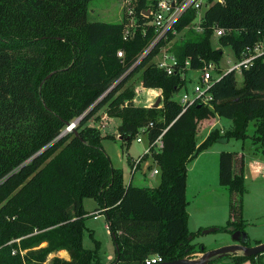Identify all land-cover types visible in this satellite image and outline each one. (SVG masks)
I'll list each match as a JSON object with an SVG mask.
<instances>
[{
	"label": "trees",
	"instance_id": "obj_1",
	"mask_svg": "<svg viewBox=\"0 0 264 264\" xmlns=\"http://www.w3.org/2000/svg\"><path fill=\"white\" fill-rule=\"evenodd\" d=\"M88 2L0 0V264H106L96 238L91 236L93 247L83 244L90 215L84 207L87 197L96 200L95 209L104 208L118 246L107 264H145L152 253L166 260L204 251L203 243L192 241L195 232L187 224L188 161L218 137L245 138L251 120L254 140H264L261 57L242 68L241 84L236 71L220 70L209 88L210 105L194 101L181 111L173 97L185 84L187 58L193 69L220 60L222 49L210 40L215 26L226 30L219 43L230 45L237 56L264 35V0H225L208 7L203 30L189 26L187 36L168 47L176 58L171 73L156 65L153 55L172 33L128 70L153 36L150 25L142 31L145 0H134L137 26L127 38L123 20L90 19ZM194 14L186 11L176 30L185 29ZM119 49L123 57L117 55ZM139 69L143 86L161 89V107L125 102L132 91L121 88ZM103 105L108 114L120 117L122 146L141 126H147L150 141L162 133L163 146L151 158L158 184L124 182L122 168L112 164L102 146L100 130L86 123ZM79 116L75 127L59 136ZM217 116L231 119L232 126L223 134L213 130L197 144L199 127ZM243 170L242 152L219 153V182L229 189L228 218L220 230L229 225L244 230ZM61 248L68 250L69 259L48 258ZM256 255L229 256L237 264Z\"/></svg>",
	"mask_w": 264,
	"mask_h": 264
},
{
	"label": "rangeland",
	"instance_id": "obj_2",
	"mask_svg": "<svg viewBox=\"0 0 264 264\" xmlns=\"http://www.w3.org/2000/svg\"><path fill=\"white\" fill-rule=\"evenodd\" d=\"M88 15L92 20L121 21L129 26L136 20L134 14V0H89ZM187 28L178 31L164 45L158 49L157 55L153 60H157L163 54V49L174 42L186 37ZM211 45L222 49V56L213 74L226 70L234 61V51L230 45H221L216 35H211ZM237 82L241 84V73L236 71ZM185 84L181 86L173 97L180 101L184 93L191 95L194 83L200 76V69L187 67L183 72ZM127 87L132 91V96L125 98V102H131L136 105L150 106L161 96L159 87H147L141 84V69L133 73L124 83L123 88ZM161 100L157 107H161ZM103 114V115H102ZM213 121L214 126L208 125L205 128L199 127L197 134V144L203 141L211 132L218 131L223 134L226 129L232 126L231 119L219 116ZM216 121V122H215ZM120 117L108 114L106 105L101 106L88 120V125L96 126L101 134L102 146L111 159L114 166L122 168L125 173V179L129 180L132 167L130 161L143 153L147 146V141H137L133 137L128 145H121L117 125ZM212 123V125H213ZM254 122L251 120L247 126V136L243 139L230 137L226 141L215 140L204 149L198 152L187 163V224L188 228L197 229L193 242L203 243L206 247L214 248L231 241V233L226 230L216 229L214 231L203 232L202 229L210 226L225 225L228 218L229 189L220 184L218 175V155L221 151H240L244 155V192L242 195V219L244 230L248 234L249 244H255L257 241H264V140L253 138ZM214 130V131H213ZM251 162L260 164L256 169ZM144 162L141 161L140 166ZM154 164V163H153ZM153 164L151 166H153ZM141 170H144L145 173ZM151 168L145 166L143 169L135 170L133 182L137 184L156 185L159 182L157 174H150ZM139 177V178H138ZM94 202L93 198L84 199L85 206ZM105 215L101 214L98 218L91 215L85 218V228L83 233V244L87 247H93L94 242L89 235L88 228H93V236L100 241L99 255L105 261L107 253L113 252V240L109 232L104 227ZM219 220L215 225H208L210 220ZM202 226L206 227H199ZM200 229V230H199ZM215 245V246H214ZM213 246V247H209ZM262 254L247 258L237 264H258L257 261L264 262V251ZM217 264H234L232 258L228 255L218 258Z\"/></svg>",
	"mask_w": 264,
	"mask_h": 264
},
{
	"label": "built area",
	"instance_id": "obj_3",
	"mask_svg": "<svg viewBox=\"0 0 264 264\" xmlns=\"http://www.w3.org/2000/svg\"><path fill=\"white\" fill-rule=\"evenodd\" d=\"M224 2L225 0H145V5L140 10L142 17L145 18L144 22L141 23L142 31L145 32L146 26L150 25L153 29V36L151 40L145 45L143 50L139 53L137 59L128 68V70L138 63L143 56L156 47L161 40L167 39L169 33L175 34L178 32L176 30V23L186 13V11L189 9L195 11L193 18L186 28L190 26L195 32H201L203 30V26L201 24L202 17L206 9L214 3ZM135 18L136 20L131 22L129 26L124 24L122 32L123 38L129 37L135 30L137 26V17ZM225 32L226 30L223 27L215 26L213 28V34L217 37L224 34ZM160 47L161 45H159V48ZM163 51L164 52L161 57L153 61L156 65L162 67L167 73H171L174 69L176 58L171 51L167 50L166 47L163 49ZM157 52L153 55V57L157 55ZM117 55L123 57V50L119 49L117 51ZM258 57H261L264 60V35L256 39L253 43L247 44V46L240 51L238 56L234 54V61H232V64L224 71L234 70L241 72L242 68L251 66ZM184 63L186 65L185 68L189 67L188 58ZM215 68L216 66L213 61L204 62L202 66L197 68L200 69V76L194 83L191 95H189L187 92L182 95L181 100L179 101L182 105L181 111H183L186 106L194 101L210 105V101L212 99V94L209 90L210 85L220 76V73L213 74V70ZM76 122L71 121L69 125H66L64 127L66 132L71 131L75 127ZM146 127L147 126L139 127L135 137L137 141L140 142L146 137ZM161 136L162 133H160L155 139L151 141L145 138L147 141V146L144 148L143 153L132 159L131 167L133 170L138 169L141 161L147 162V167L153 164L151 159L152 153L155 150H160L163 146V140ZM157 173V166L153 164V166H151V174ZM162 260L163 258L160 253H152L144 259V262L145 264H152Z\"/></svg>",
	"mask_w": 264,
	"mask_h": 264
},
{
	"label": "water",
	"instance_id": "obj_4",
	"mask_svg": "<svg viewBox=\"0 0 264 264\" xmlns=\"http://www.w3.org/2000/svg\"><path fill=\"white\" fill-rule=\"evenodd\" d=\"M51 73L48 74V76ZM161 100L159 96L151 106L156 107ZM81 118L79 116L74 120L78 121ZM71 122H68L66 125H69ZM66 132L65 129L61 131L59 136H62ZM218 141H226L227 137H218ZM219 229L218 226H210L202 229L203 232H209ZM226 231L231 233V241L219 245L214 248L205 249L204 251L190 253L181 257L166 259L152 264H210L213 260H218V258L230 254H243L245 256L256 255L264 251V241L257 242L255 244H248V234L245 230L235 228L233 225L226 227ZM115 247L118 248L117 243Z\"/></svg>",
	"mask_w": 264,
	"mask_h": 264
},
{
	"label": "crops",
	"instance_id": "obj_5",
	"mask_svg": "<svg viewBox=\"0 0 264 264\" xmlns=\"http://www.w3.org/2000/svg\"><path fill=\"white\" fill-rule=\"evenodd\" d=\"M103 115V114H102ZM218 120H219V116H217V119H216V121L218 122ZM215 121V122H216ZM213 123V122H212ZM212 123H211V126H214V124L215 123H213V125H212ZM117 133H118V131H117ZM133 159V158H132ZM252 163V165L256 168V169H259V165L260 164H258L257 162H251ZM146 164H147V162H144V164H143V166H138V168L140 167V168H144V166H146ZM149 169L151 168V166H149L148 167ZM141 171H143L144 173H145V171L144 170H141ZM134 173H135V170H133L132 169V171H131V174H130V177H129V180H128V182H131L132 184H134V185H140V186H142V185H147V184H137V183H134L133 182V179H134ZM150 174H151V171H150ZM139 178V177H138ZM123 180H124V182L125 183H128L127 182V180L125 179V173H124V171H123ZM148 185H151V184H148ZM186 186H187V173H186V182H185V196H186V200H187V195H186ZM85 199V198H84ZM93 200H94V202H92V203H89L88 204V207L87 206H85V203H84V207L89 211L88 213L93 217V218H98L99 216H101V214H104L105 215V213L104 212H102V210L104 209V208H101V209H95L97 206H98V204H97V202H96V200L93 198ZM101 211V212H100ZM106 218V217H105ZM218 221L219 220H215V219H212V220H210L209 222H207L208 224H205L206 226H208V225H215L216 223H218ZM206 226H202V224L199 226V227H206ZM104 227L106 228V231L107 232H109V234L111 235V237H112V240H113V252H108L107 253V255H106V257H107V260L108 261H105V260H103L102 258H101V256H100V258L102 259V261L104 262V263H112L113 262V259H114V257H115V243H114V239H113V236H112V234L110 233V229H109V226H108V222H107V220L105 219V222H104ZM88 229H90L89 230V235L90 236H93V228H88ZM189 230H191V231H194V232H196V230L197 229H191V228H189ZM84 233V232H83ZM94 237V236H93ZM95 238V237H94ZM97 239V238H96ZM98 240V242H99V245H100V241H99V239H97ZM193 241V240H192ZM94 242V241H93ZM44 244V243H43ZM215 246V245H214ZM209 247H213V246H209ZM206 248H208V247H206ZM197 252H200V251H197ZM98 254H99V252H98ZM53 255H57V256H59V257H62V258H64V259H69L70 258V255H69V252H68V250L67 249H65V248H61V249H59V250H57V251H54V252H51V253H49V255H48V258H50V257H52ZM229 256V255H228ZM231 257V256H230ZM232 258V257H231ZM232 260H233V258H232ZM233 262H234V260H233ZM217 264V263H216Z\"/></svg>",
	"mask_w": 264,
	"mask_h": 264
}]
</instances>
